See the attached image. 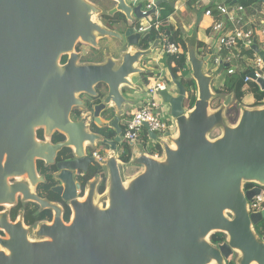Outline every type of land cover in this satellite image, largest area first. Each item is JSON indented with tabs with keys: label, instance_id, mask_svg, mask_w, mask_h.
Listing matches in <instances>:
<instances>
[{
	"label": "water",
	"instance_id": "obj_1",
	"mask_svg": "<svg viewBox=\"0 0 264 264\" xmlns=\"http://www.w3.org/2000/svg\"><path fill=\"white\" fill-rule=\"evenodd\" d=\"M110 1L115 7L103 14L87 0H0V207L33 203L51 212L50 222L35 225L37 240H30L33 227L24 224L22 212L15 221L0 212V264H264V210L247 209L259 190L244 189L264 187V107L243 106L237 123L228 125L224 111L232 96L210 108L212 80L228 65L204 72L211 55L198 56L195 37L185 38L187 69L178 75L193 80L194 105L184 107L186 88L170 73L159 94L176 134L159 140L150 134L159 141L161 159L136 145L142 153L129 164L143 172L124 181L125 164L116 158L122 135L115 126L137 103L140 76L152 75L147 67L160 45L155 36L141 48L145 34L137 30L161 4L174 3L157 0L143 12L145 0ZM115 14L122 15L123 32L93 19ZM108 38L126 48L119 59L104 51L103 63L79 64V43L100 49ZM252 50L264 64V52L255 44ZM256 82L264 91V80ZM74 110L84 114L73 120ZM110 117L116 136L103 140L95 131ZM218 128L221 134L210 139ZM40 130L43 140L36 136ZM55 134L63 141L52 143ZM98 142L110 152L100 164L101 206L95 201L100 175L87 182L83 199L79 194L80 180L96 165ZM64 149L70 156L58 160ZM36 161L55 168L51 191L60 203L35 192L45 183ZM63 205L70 211L67 223ZM216 233L223 240L212 243Z\"/></svg>",
	"mask_w": 264,
	"mask_h": 264
},
{
	"label": "built area",
	"instance_id": "obj_2",
	"mask_svg": "<svg viewBox=\"0 0 264 264\" xmlns=\"http://www.w3.org/2000/svg\"><path fill=\"white\" fill-rule=\"evenodd\" d=\"M156 1L145 0L143 12L150 10ZM231 2H234V4H230ZM245 10L246 8L240 4V0H224L215 9L206 10L205 15L213 21L211 29L217 35L218 50L224 52L222 57L215 56L210 60H212L215 68L219 65H228L227 69H225L227 75L237 74L241 77L242 72L247 71V75L243 77L245 86L251 82L257 86L259 91L264 92L260 90L256 82L257 79H264V75L260 74L264 72V64L258 53L252 50V46L255 44L259 51L264 52V15L259 18V27H249L246 25ZM152 20V17L148 18L144 25L139 26L137 31L145 33L147 28H152ZM155 29L158 30V24L155 25ZM159 35L158 58L166 57L168 59L181 53L180 46L172 42L169 36ZM162 70L160 68L147 79L148 83L142 100L139 101L137 107L127 108L122 116V120L124 121L122 144L132 148L131 150H133V146L142 145L141 143L145 141L142 138L147 139L145 141L146 149L151 147L150 143L157 144L155 140L150 138V134H153L156 139H164L176 134L175 121L169 115L168 108L163 104L159 94L160 91L167 88ZM250 74H254L255 78H252ZM243 89L244 87L241 91H244ZM136 99L139 100L138 98ZM106 155H102L95 149L92 150V157L99 166ZM151 156L160 158L162 150L161 153ZM102 175L105 177V172ZM102 175L100 174L101 177ZM247 185L244 186L245 191L252 189L259 190V194L254 196L248 203L247 209L249 214L262 212L264 210V187L251 184L253 187L247 188ZM104 193L99 194V197L103 196Z\"/></svg>",
	"mask_w": 264,
	"mask_h": 264
},
{
	"label": "trees",
	"instance_id": "obj_3",
	"mask_svg": "<svg viewBox=\"0 0 264 264\" xmlns=\"http://www.w3.org/2000/svg\"><path fill=\"white\" fill-rule=\"evenodd\" d=\"M170 2H175L176 0H168ZM173 13V8H171L168 4H161L159 8V14L157 18H153V26L151 28V31L145 34L143 44L141 48L145 49L147 48L148 44L154 41L155 36L157 34H163L169 36L170 40L176 44H178L181 48V53L178 54L175 57H169L167 60L166 66L170 69L171 73L180 81V83L186 88V91L188 93V98L184 101V107L187 109H191L194 105V102L196 100L195 97V84L193 80L191 79H184L178 76V73L184 69H187V61H186V53H187V47L182 40L181 32L177 29H174L169 23L168 18ZM102 20H104V24L106 27L111 28V25L115 23V21L111 20L110 17L103 15ZM118 21H120V18L118 16ZM117 21V22H118ZM158 24V30L155 29V25ZM197 47L199 49L198 55L204 56L206 55L205 48L201 42H198ZM185 73H183L184 75ZM247 75V71L242 72L241 77H239L237 74L234 75H227L223 81L222 86L217 87L213 89V91L216 94H223V95H230L234 94V98L237 102H240L245 92L249 91L254 99L252 107H258L264 105V92L259 91L257 86L254 83L249 82L247 84V90L241 91L243 87H245V83L243 82V77ZM228 111L233 112L235 109L230 108ZM80 110H74V114L76 118L80 117ZM42 138V132H39L38 139ZM143 140H147L146 138H142ZM63 141V137L59 134H55L53 136L52 142L57 143ZM143 141L141 144L144 148H146V142ZM147 154L154 155L156 153H161V148L158 144H154L149 149H146ZM70 156V150L64 149L61 154L59 155L58 160L61 158H67ZM131 159V149L128 146H125L123 151L120 153L118 160H120L122 163L127 164L129 163ZM54 167L50 168H44L41 173L44 174L46 182L45 184L40 185L38 188L37 195L40 198L47 199L50 202H57L58 198L57 196L52 193L51 189L56 185V182L53 179V172ZM102 168L99 165H95L90 169V171L82 178V186H85L86 183L92 179L94 176L98 175L99 173L102 174ZM253 185L248 184L247 188H251ZM105 190L104 185V177L103 181H101L100 185L97 188V193L102 194ZM22 211L23 214V222L28 227H34L40 222L47 221L50 222L51 220V212L50 211H40L39 207L36 204L33 203H27L23 205V203L18 202V204L11 209L10 218L11 221H14L19 212ZM70 217V211L67 207H64V214H63V220L67 223ZM262 230H264V227H262ZM223 240V235L216 233L211 236L210 241L212 243L221 242Z\"/></svg>",
	"mask_w": 264,
	"mask_h": 264
},
{
	"label": "crops",
	"instance_id": "obj_4",
	"mask_svg": "<svg viewBox=\"0 0 264 264\" xmlns=\"http://www.w3.org/2000/svg\"><path fill=\"white\" fill-rule=\"evenodd\" d=\"M223 1L224 0H176L175 2H173V13L169 16L168 23L174 29H177L181 32L182 40H184L185 38L195 37L196 46L198 42H201L205 48L206 54H210L211 58L215 56L222 57L224 55V52L218 50L216 46L217 35L211 29L213 21L210 17H207L205 15V12L208 9H215V7L223 3ZM230 4H234V2H231ZM240 4L246 8L244 12V15L246 17V25L249 27H259V18L264 15V12H262L264 11V0H240ZM158 14L159 10L157 16ZM152 18L157 17L153 16ZM144 24L145 21L143 22V25ZM198 51L199 49L197 47V54ZM155 59H157V56L155 57ZM104 61L105 56L103 55V61L96 64L103 63ZM170 72L171 71L169 68H167V70H162L164 80L167 81V79H169ZM135 81L138 82L137 79H134V82ZM214 81V84H218L213 88L220 87L223 84V82L220 83L218 81V78H216ZM246 88L247 86H245L243 90H245ZM248 101L249 102H247L246 104L242 103V107H251L253 105V99H250Z\"/></svg>",
	"mask_w": 264,
	"mask_h": 264
},
{
	"label": "rangeland",
	"instance_id": "obj_5",
	"mask_svg": "<svg viewBox=\"0 0 264 264\" xmlns=\"http://www.w3.org/2000/svg\"><path fill=\"white\" fill-rule=\"evenodd\" d=\"M87 1L92 3L93 5H95L100 10H102L103 14H105L107 11H110L111 9H113L115 7V3L110 1V0H87ZM262 12H264V11H262ZM93 19H94L95 22H99V23L102 24V26H105V24H104L105 22H104V20H102V15L101 16H99V15L95 16ZM106 28H108V27H106ZM111 28L114 29V30H117V28L115 26H111ZM111 28H109V29H111ZM79 44L81 46L80 47V51L79 52L77 51L76 53L79 54V64H81V65L102 62L103 61V52L104 51L109 52L110 55L114 59H119L120 54L126 50L125 47L119 45L116 40L109 39V38L100 41V49H94L91 46L83 44V43H79ZM216 46L218 48L217 42H216ZM215 69L216 68L212 64V60H210L208 62V64H206L204 66L203 71L206 72V73L211 74V73H214ZM170 73H169V76H170ZM260 74L264 75V72H262ZM226 76H227V73H226V70H224L222 72V74L220 76H216L214 78V80L216 78H218V81L220 83H222ZM169 79H170V77H169ZM169 79H167V80H169ZM137 80L139 81V79H137ZM214 80H212V83H211L212 91H213V89H215L213 87L218 84V83L214 84V82H215ZM164 81H166V80H164ZM245 90H247V89H245ZM144 92H145V88H144L142 94H137V96H138L137 98L139 100L136 99L137 103L134 106L137 107V105L139 104V101L142 100V98L144 96ZM213 93H214V98H213V100L211 101V104H210V108L212 109V111L214 109H217L219 106H221L222 103L224 102V100L227 98L226 95H223V94L219 95V94H216L214 91H213ZM230 96H232V99H231V102L229 104V107H232L233 109L237 110L236 111L237 113L235 111H233V112L227 111V109L229 108L228 107L224 111V116H225V120H226L227 124L230 125V126H234L236 124L237 120H238L239 115H240V109L242 107V103L246 104L247 102H249L248 100L253 99L252 98L253 96L251 95V93L249 91H247V92H245V95H244L245 97H243V99L240 102H237L235 100L234 94H230ZM80 99L81 100H87V96L86 95H81ZM262 106L264 107V105H262ZM121 124L124 125V121L123 120H121ZM220 134H221V130L218 128V129H215L214 131H212L208 135V137L210 139H214L217 136H219ZM158 140H159V138H158ZM158 140L156 141V143H159ZM149 145L153 146L154 143H150ZM136 153H142V151L139 148H137V150H135V146H133V151L131 153V156L132 155L135 156ZM159 159H161V158H159ZM129 163H130V161H129ZM129 163L125 164V167H123V180L124 181H129L132 177H134V176L140 174L141 172H143V168L141 166H135V165H132V164H129ZM95 201L100 206L102 205V203L100 204L101 200H100L99 196H96V200ZM11 209H12V207L11 208L10 207H8V208L0 207V212H9ZM16 219H18V218H16ZM34 230H36V226H34L33 227V231L30 232V235H29L30 240H37V238L35 237V234H34ZM0 236H2V235L0 234ZM4 237L7 238L6 236H4Z\"/></svg>",
	"mask_w": 264,
	"mask_h": 264
},
{
	"label": "flooded vegetation",
	"instance_id": "obj_6",
	"mask_svg": "<svg viewBox=\"0 0 264 264\" xmlns=\"http://www.w3.org/2000/svg\"><path fill=\"white\" fill-rule=\"evenodd\" d=\"M107 16V15H106ZM118 16H119V18H120V21H122V15H120V14H115V15H113V16H108V17H110L111 18V20L113 21H115V23L113 24V25H111V26H115L116 28H117V31L118 32H123L124 31V28H123V25H122V22H120V21H118ZM118 21V22H117ZM112 29V28H111ZM148 33V32H147ZM147 33H143V34H147ZM157 36L160 38V35H159V33L157 34ZM114 40H116V39H114ZM117 41V43L119 44V45H121L122 46V44H120L119 43V41L118 40H116ZM80 44H78L77 46H76V48H75V52H79L80 51ZM126 49V48H125ZM156 52V56L158 55L157 54V50L155 51ZM78 54V53H77ZM155 56V57H156ZM155 57H154V59H153V62L154 63H152L151 65H149V67H147V69H149V70H151L153 73H152V75H154V73H156L160 68H162V69H166L167 70V66H166V62H167V60H166V57H162V58H158V59H155ZM68 60V57L66 56V57H63L62 58V60H61V64H65L66 63V61ZM152 75H148V76H140L141 78H140V82H141V88H142V91L139 93V94H141L142 92H143V90H144V88H146V85H147V83H148V78L149 77H151ZM165 83H166V81H165ZM138 96L136 95V98H137ZM126 110V109H125ZM80 116L81 115H83L84 114V112L82 111V110H80ZM113 116V115H112ZM73 117V120L74 119H76V116H75V114H74V116H72ZM110 119H111V117L110 118H107V119H104V122H105V125H106V127L105 128H103V129H99V130H96L95 132L97 133V134H99L102 138H103V140H105V139H108V140H112V139H114V137L116 136V134H115V131L114 130H112V129H110V126H112V121H110ZM121 120H122V118L120 119V121L119 122H117V125L115 126V129L116 128H118L119 129V131H120V133H121V135H123V125L121 124ZM39 132H42L41 130L40 131H37V133H36V136H37V139H38V134H39ZM38 140H43V132H42V138L41 139H38ZM61 142V141H60ZM53 143V142H52ZM143 146V145H142ZM125 148V145H123L122 144V137H121V143L117 146V151H116V158L118 159L119 158V155H120V153L123 151V149ZM94 149L95 150H97V151H99L102 155H104V154H109L110 152L108 151V147L107 146H105V145H103L101 142H98V144H96V146L94 147ZM130 149H132V148H130ZM143 149L145 150L146 148H144L143 147ZM132 151L133 150H131V153H132ZM106 155V156H107ZM128 164V163H127ZM44 168H46V167H44L43 166V164L41 163V162H39V161H36V170H37V173L39 174V175H44V174H42L41 173V171L44 169ZM48 168H50V167H48ZM103 170V169H102ZM104 172V170L102 171V173ZM98 175H100V173L98 174ZM102 175V174H101ZM97 176V175H96ZM96 176H94L92 179H90L89 181H91V180H93ZM103 177H104V175H102V181H103ZM104 180H105V177H104ZM88 181V182H89ZM45 182H46V179H45ZM80 182H81V184H82V180H80ZM45 184V183H44ZM87 184V183H86ZM42 185V184H41ZM86 186V185H85ZM85 186H83L84 188L79 192V194H80V199H83V197H84V193H85ZM40 187V185L38 186V188ZM38 188L36 189V193L38 192ZM98 196H99V194H98ZM58 198V197H57ZM57 202H59L60 203V201H59V198H58V201ZM21 203V202H20ZM25 204H27V203H23V205H25ZM63 207H65V205H63ZM22 211H20L19 212V214L21 213ZM10 213H11V210L9 211V217H10ZM19 214H18V216H19ZM17 216V217H18ZM10 220H11V218H10ZM16 220V219H15ZM14 220V221H15ZM1 235H3L2 233H0Z\"/></svg>",
	"mask_w": 264,
	"mask_h": 264
},
{
	"label": "bare ground",
	"instance_id": "obj_7",
	"mask_svg": "<svg viewBox=\"0 0 264 264\" xmlns=\"http://www.w3.org/2000/svg\"><path fill=\"white\" fill-rule=\"evenodd\" d=\"M263 80H264V79H263ZM259 88H260V85H259ZM260 90H261V88H260ZM230 108H232V107H229V108L227 109V111H228ZM236 111H237V110H235V112H236ZM236 113H237V112H236ZM236 123H237V122H236ZM171 148H172V149L175 148L174 144L171 145ZM126 184H127V183L125 182L124 185H126ZM5 207L8 208L9 206L6 205ZM5 252H6V251H5Z\"/></svg>",
	"mask_w": 264,
	"mask_h": 264
}]
</instances>
